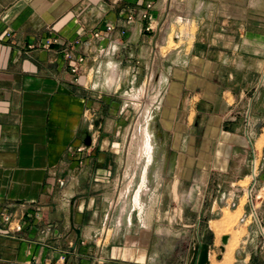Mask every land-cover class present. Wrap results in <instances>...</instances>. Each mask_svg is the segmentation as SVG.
<instances>
[{"label": "crops", "instance_id": "obj_1", "mask_svg": "<svg viewBox=\"0 0 264 264\" xmlns=\"http://www.w3.org/2000/svg\"><path fill=\"white\" fill-rule=\"evenodd\" d=\"M108 24L114 33L92 38ZM76 39L90 43L73 48ZM70 48L86 55L77 74ZM105 64L119 75L107 90ZM154 71L159 139L189 169V198L222 183L245 194L255 182L260 222L248 223L232 264H264L250 238L264 229V0H0V264H213L208 208L171 263L152 252V226L133 224L131 187L120 191L136 176L120 146L132 112L117 93ZM5 211L20 231H8Z\"/></svg>", "mask_w": 264, "mask_h": 264}, {"label": "rangeland", "instance_id": "obj_2", "mask_svg": "<svg viewBox=\"0 0 264 264\" xmlns=\"http://www.w3.org/2000/svg\"><path fill=\"white\" fill-rule=\"evenodd\" d=\"M171 43L173 44V42ZM103 71L104 77L102 82L105 87L104 90H107L118 80L119 75L111 65L105 64ZM148 74L147 81L144 84L141 81L132 89L130 87H122L117 93L119 95L118 99L122 101L121 104L123 106L126 105L127 110L132 112L130 118L123 125L124 131L120 137V146L121 151H123L121 155L124 164L128 165L130 163L133 166V175L136 176L133 183L134 186L128 185L129 182L126 180L127 182L124 185L122 184L120 191H130L131 187L132 194L136 195L140 188L144 189L145 186H148L146 194L140 197V206L135 204V196L134 201H132V207L135 209L133 224H139L140 222L144 224L146 222L148 226H152V252L159 253L161 256L163 255V257H166L165 259H168L172 263V261L179 259V257H182L186 253L193 236L197 237V233L193 232V228L189 227V225L196 223V214L200 209L204 211L208 208L209 212L206 214V218L202 217V220L205 221L201 222V228L208 225L209 222L207 220L209 218L218 220V222L213 223L215 227H213L214 231L209 233L210 237H212L211 248L215 250L212 252L214 256L213 264H232L238 251H241L242 242L246 239L247 235V225L252 219L248 217V221H240L243 207L248 210V213L251 210L247 193L244 194L242 191L237 190V197L235 199L240 204L238 206H231L228 204L230 199L228 201L221 199V195L223 192H230L232 187L228 183H222L221 187L216 186L217 184H209V188L205 187L206 193L203 189L204 187L201 186L200 190L196 189L197 192L193 194L192 198H189L188 192L191 184L183 178L189 176V169L185 168L184 172L183 169L178 168L177 170V154L170 149L169 144H161L158 135L159 124L156 114L160 111L161 99L158 98L159 91L154 84L158 78V72L154 71ZM145 87L147 89L146 97L142 93ZM151 99L154 100V103L153 101L151 102ZM140 103L141 106L142 104H150L146 114L149 116L147 125L153 137L154 152L147 171L145 169L147 164L146 155L143 151L145 137L141 131V128L146 125L147 119L144 109H142L144 107L139 106ZM164 157L166 161L165 166L162 167V159ZM144 172H146L147 180L146 178H142ZM123 174L127 179L129 169L124 168ZM234 187L239 188L240 186ZM235 188L233 189L235 190ZM216 199V207L214 213L211 214L210 209ZM256 205L257 200H254V206ZM222 234L229 235L230 237L228 247L225 245L223 250L220 249V246L223 245L221 241ZM250 238H254V245L264 246V237L260 232H250ZM224 258L229 262H222Z\"/></svg>", "mask_w": 264, "mask_h": 264}, {"label": "built area", "instance_id": "obj_3", "mask_svg": "<svg viewBox=\"0 0 264 264\" xmlns=\"http://www.w3.org/2000/svg\"><path fill=\"white\" fill-rule=\"evenodd\" d=\"M151 4H148L147 5V8H151ZM142 17L143 18H148L149 17V14L148 12H144L142 14ZM129 20H133L134 19V15H130ZM148 29H151V25H149ZM114 26L112 24H108L106 25L103 29H98L96 31L93 32L92 34V38L96 39V40H101L103 38L106 37V33H110V32H113L114 33ZM126 33V30L125 29H120L118 31V36H114V37H111L110 41H109V44H108V53H114L117 48H118V45H119V42L117 41V39L119 38L120 35H123ZM59 42V39L58 38H54V39H50L48 40L47 44L48 45H51V44H55V43H58ZM90 42L89 41H82L81 39H76L72 42V46L73 48L74 47H78L82 44H89ZM31 47V46H30ZM73 48H70L69 50L65 51V58L68 60V61H72V63L70 64V69H71V72L74 73V74H77L79 71H80V65L85 61L86 59V55L85 54H81V55H76L75 54V51ZM78 152H82L85 150V145H81L78 147ZM263 161H264V155H263ZM255 170V169H254ZM236 191L237 189L233 190L232 193L231 191L228 192V193H225L223 192L222 195H221V199H226V201H228L230 199V202L228 203L229 205L231 206H238L240 204V202H236V199L235 197H237L236 195ZM261 197V195L258 193V191L256 190V187H255V182L251 183V185L247 188V199H248V202L251 206V210L249 213H244L243 216L240 218V221L241 222H246L247 218L250 217V218H253V219H256V221H259V216H258V213L256 211V206H254V200H258L259 198ZM37 216L39 217L40 216V210L37 209ZM2 218H3V221L5 223H7V227H8V231L11 230H15V231H20L22 229V225L21 223L18 221L15 223L14 227H12V223L15 222V216L10 213V212H7L5 211L3 214H2ZM262 236L264 237V229L263 231L261 232ZM264 242V240H263Z\"/></svg>", "mask_w": 264, "mask_h": 264}, {"label": "bare ground", "instance_id": "obj_4", "mask_svg": "<svg viewBox=\"0 0 264 264\" xmlns=\"http://www.w3.org/2000/svg\"><path fill=\"white\" fill-rule=\"evenodd\" d=\"M145 92V93H144ZM142 93L143 94H145L144 96L146 97V93H147V89H146V87L145 88H143V90H142ZM147 99H149V98H147ZM150 100V99H149ZM153 101V103H154V100L153 99H151V102ZM150 103V102H149ZM149 103H147V104H142V106H141V103H140V107H144V108H142V109H144V113H145V116H146V125L144 126V127H142L141 128V131H142V134L144 135V137H145V143H144V149H143V151H144V153H145V155H146V162H147V164H146V171H147V167H148V165L151 163V161H152V157H153V152H154V143H153V137L151 136V134H150V132H149V129H148V122H149V116L146 114L147 112H148V107L150 106V104ZM150 109V108H149ZM152 110V109H151ZM151 114H152V111H151ZM150 115V114H149ZM139 134H141L140 132H139ZM138 135V134H137ZM143 139V138H142ZM141 143H143V142H141ZM145 173L146 172H144V175H143V178L145 179L146 177V175H145ZM144 179H142V180H144ZM143 182V181H142ZM145 182V181H144ZM143 184V183H142ZM141 187V186H140ZM142 188H140V190L136 193V195H135V204L136 205H141L140 204V197L143 195V194H146V192L148 191V186H145V188L144 189H142ZM142 208V207H141ZM230 242V241H229ZM229 242L227 243V244H225L226 245V247H228V245H229ZM225 245H224V248H225ZM227 250V249H226Z\"/></svg>", "mask_w": 264, "mask_h": 264}, {"label": "water", "instance_id": "obj_5", "mask_svg": "<svg viewBox=\"0 0 264 264\" xmlns=\"http://www.w3.org/2000/svg\"><path fill=\"white\" fill-rule=\"evenodd\" d=\"M91 143V137L88 135L85 139V144H90ZM263 153H264V149H263ZM229 241V235H223L222 236V249H224V245L227 244Z\"/></svg>", "mask_w": 264, "mask_h": 264}]
</instances>
